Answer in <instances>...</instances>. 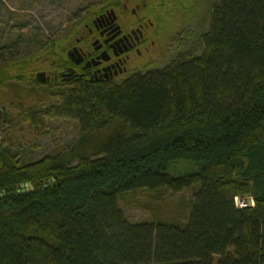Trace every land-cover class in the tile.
<instances>
[{
	"label": "trees",
	"instance_id": "1",
	"mask_svg": "<svg viewBox=\"0 0 264 264\" xmlns=\"http://www.w3.org/2000/svg\"><path fill=\"white\" fill-rule=\"evenodd\" d=\"M65 40L44 47L51 67ZM202 47L119 84L27 82L62 98L54 114L80 134L30 164L0 146V264H264V0H216ZM32 58L0 54V89ZM184 192L179 224L121 209Z\"/></svg>",
	"mask_w": 264,
	"mask_h": 264
},
{
	"label": "rangeland",
	"instance_id": "2",
	"mask_svg": "<svg viewBox=\"0 0 264 264\" xmlns=\"http://www.w3.org/2000/svg\"><path fill=\"white\" fill-rule=\"evenodd\" d=\"M172 1V0H171ZM111 0H0V54L19 52L34 59L25 82L14 80L9 87L0 89L1 114L0 146L10 148L22 164L41 160L46 155L67 149L80 134L79 124L72 119L55 115L62 98L47 94V87L30 85L38 82V75L53 72L44 47L51 41L65 40L72 30L83 25L88 10H98ZM178 6L170 4L165 14L169 20L161 65L152 66L161 70L178 53L202 51V37L208 31L210 12L216 0H178ZM167 4V3H166ZM165 4V5H166ZM172 5V7H171ZM171 7V8H170ZM65 44V42H64ZM47 45V46H48ZM30 58V57H29ZM143 66V65H139ZM33 115L37 118L33 119ZM11 118L10 122H6ZM192 193L169 194L153 202L143 196H131L121 209L133 224L157 220L179 224L189 217Z\"/></svg>",
	"mask_w": 264,
	"mask_h": 264
},
{
	"label": "flooded vegetation",
	"instance_id": "3",
	"mask_svg": "<svg viewBox=\"0 0 264 264\" xmlns=\"http://www.w3.org/2000/svg\"><path fill=\"white\" fill-rule=\"evenodd\" d=\"M196 2L192 0V4ZM153 4L111 0L94 12L88 10L83 25L66 35V52L57 68L43 72L46 84L103 86L155 71L144 65H161L167 30L163 7Z\"/></svg>",
	"mask_w": 264,
	"mask_h": 264
},
{
	"label": "built area",
	"instance_id": "4",
	"mask_svg": "<svg viewBox=\"0 0 264 264\" xmlns=\"http://www.w3.org/2000/svg\"><path fill=\"white\" fill-rule=\"evenodd\" d=\"M236 202H237V205L239 207H243V208L248 207V206H254V202L253 201H247V200H244V199H237Z\"/></svg>",
	"mask_w": 264,
	"mask_h": 264
},
{
	"label": "water",
	"instance_id": "5",
	"mask_svg": "<svg viewBox=\"0 0 264 264\" xmlns=\"http://www.w3.org/2000/svg\"><path fill=\"white\" fill-rule=\"evenodd\" d=\"M38 82H39L40 84H46V82H47V78H46V74H45V73H40V74L38 75Z\"/></svg>",
	"mask_w": 264,
	"mask_h": 264
}]
</instances>
